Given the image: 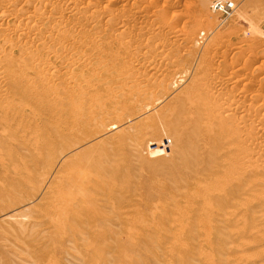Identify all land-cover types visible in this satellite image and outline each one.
<instances>
[{
    "label": "bare ground",
    "instance_id": "bare-ground-1",
    "mask_svg": "<svg viewBox=\"0 0 264 264\" xmlns=\"http://www.w3.org/2000/svg\"><path fill=\"white\" fill-rule=\"evenodd\" d=\"M130 1L0 0V174L11 182L9 187L14 193L22 192L29 202L36 200L37 203H31L30 206L39 210L36 219L27 221L24 212L23 219L19 218L23 223L26 221L25 224L17 221L18 225L14 219L9 220L18 225V234L22 233L19 234L23 240L20 242L21 245H14V247L20 246L18 247L22 257L20 259L27 264H57L52 263L51 252L58 251L64 241L71 243L72 246L81 245L82 257L89 248L98 249L96 241L90 239H93V235L102 234L103 231H99L100 226L91 224L93 222L91 219L96 215L89 209L95 207L100 211L103 209L107 211L112 208L113 211L109 199L100 195L103 196L106 188L114 185L109 179L102 180L104 184L102 185L97 169L63 168L61 164L72 158L71 147L56 156L47 157L49 164L41 174L31 172L26 168L27 163L24 159L7 151L19 148L29 152L32 160H40L41 151L51 150L58 144L60 138L76 136L81 130L86 132L87 129L90 132L92 125L96 127L95 132L92 130L93 134L89 133L85 141L89 145L97 146L119 132L117 126L119 121L107 122L105 118L118 120L123 117L124 114L118 112L120 105H135L143 115H149L161 104L163 97L171 96L173 102L169 104L174 107L161 109L158 111L159 115H154L161 120L158 121L159 123L166 119L162 124L165 126L161 127L160 124L161 130L167 127L170 132L168 137H172L173 134L174 137L175 134L179 137L175 144L173 143L175 145L173 150H176L178 146L176 143L179 141V154L176 151L179 160L188 155L195 164L203 162L204 165L209 166L204 172L179 166V182L186 181L192 184L194 192L189 196L192 199L184 200L185 208L183 207L182 210H176L175 202L174 204L169 202L175 209L172 208L173 212L170 216L172 218L167 219V230L161 225L159 227L157 221L151 224L150 220L139 217L135 219V210H133L135 207L124 208L126 211L122 212L120 220L127 225L124 230L126 239L133 243L137 237L135 233L145 229L147 232L150 231L152 236L150 234L149 238L155 240L156 245L162 244L160 242L162 239L168 240V246H165L164 250L172 256H174L173 249L185 253L188 251V246L181 242L184 237L181 227L186 219L193 218L195 221L197 218L198 220L193 222L197 232V235L194 234L197 236V244L192 242L200 247L199 249L205 245L211 249L210 240L216 231L221 229L227 233L226 248L223 247L229 251V254L226 253L227 256H224V260L219 257L214 260L212 253L207 255L198 251L196 257L200 260L199 263L264 264V74L257 73L260 71L259 67L257 74H239L246 70L240 69L242 65L238 69L232 65L234 68L231 69L230 74H225L227 71L221 74V67L209 68V63L198 64L193 69L184 68L182 62L190 58L191 53L186 52L189 56L184 54L187 56V58L183 56L184 59L180 56V52L177 53L178 49L175 53V57L179 58V68H177L171 50L175 45L181 44L179 39L183 32L180 33L179 29L171 30L174 27L170 24L172 28L169 29L167 26L168 30L165 32L166 28L163 24L166 18L163 13L159 16V18L164 17L161 18L162 21L165 20L162 24L158 21L160 19L154 17L153 20L156 19L158 23L152 22V25L148 23L146 31H143L145 29L143 26L140 30H128L126 28L128 24L141 26L144 22L141 15L148 13L143 7L145 5L149 10L148 4L151 2L144 1L142 7L143 1L138 0L141 5L137 1L132 4L135 0L129 4ZM198 1L195 0L199 4L197 6L205 12L210 5L209 0ZM166 2L163 4H167ZM169 3L173 4V2ZM117 5L118 7H115ZM232 8L234 9L233 5ZM150 14L154 16L153 12ZM175 14L174 12L173 15ZM193 14L188 15V20L191 16L195 19L196 16L193 17ZM149 18L147 16V21ZM138 27L134 26L137 29ZM193 28L197 30L196 27ZM200 30L202 32V28L197 31ZM165 34L169 36L168 39L165 36L163 41L154 43V40H159L161 36L163 38ZM197 40L194 44L189 40L187 42L196 46L201 43ZM183 41L185 43V40ZM149 42L155 44L153 49H148ZM207 47L204 52L207 50L209 52V46ZM190 49L193 50V47ZM221 52L225 53V51ZM50 55L62 62L63 66H60L63 69L60 71L55 69L49 58ZM203 57L205 55H202V61ZM233 64L237 67L238 63ZM153 86L159 89L158 92L153 93ZM165 86L169 87V91L164 94ZM225 86L228 87L224 89ZM160 93L162 96L158 97ZM166 131L165 129L163 132ZM101 136L104 137L100 138ZM169 141L167 143L171 144ZM162 142L164 140L160 143ZM136 144L135 141L134 145ZM164 144L160 146L161 151H163L162 147L165 148ZM177 194L180 195V192ZM37 197L39 198L36 199ZM162 210L163 207L157 209V212H161V217L169 212L165 208ZM106 213L108 214L109 211ZM193 213H196L195 219ZM84 214L87 218L86 216L83 218ZM110 214L108 216L111 217ZM115 219L117 222L119 218ZM52 240L58 250L53 248L45 253L47 242ZM103 243L104 240L101 245ZM31 250L35 253H30ZM215 252L213 251L214 255ZM36 253L45 254L34 256ZM223 253L226 255L225 252ZM112 254L110 256H115ZM110 256L108 255L107 258ZM216 256L219 255L216 253ZM127 261V264H131V261ZM98 262L105 264L103 260ZM168 264L174 262L170 261Z\"/></svg>",
    "mask_w": 264,
    "mask_h": 264
},
{
    "label": "rangeland",
    "instance_id": "rangeland-1",
    "mask_svg": "<svg viewBox=\"0 0 264 264\" xmlns=\"http://www.w3.org/2000/svg\"><path fill=\"white\" fill-rule=\"evenodd\" d=\"M136 1H137V3L139 1H143L142 5L139 2V4L142 7L145 4L144 1H146V3H149L151 1L148 4L149 10H148L147 6L144 5V7H143L144 10H146L148 12L146 14H147L148 18L150 17L149 18L150 20L148 19V21H147L146 14H142L141 16H142V18H144L143 21L145 22V25H143L144 22L139 27L136 25H132V24L129 25L128 24V26L126 27V28H128V30L135 29L134 31H136V30L143 29V27H145V29H143V31H146L148 29L147 28L148 23H150L149 25H152V22L158 23V21H159L160 24H162V23H164L165 20H166V22L169 20L168 21L169 23L167 22V24H166V22H165V24H163L164 27L166 28L165 32H167V30H168L167 26H169V24H170V26L174 27L173 29H171L172 27L170 28V26H169V29L177 30V31L179 29L180 33L183 32V34L181 33L183 38H182V36H180V37L183 40H185V43L183 40L181 41V38H180L179 42H181V44L179 43V45H175V48H172V50H171V54L173 53L172 56L175 58V61H174V59H173V61H174V64L177 68H179V58L175 57V55H176L175 53L178 51L177 53L179 54V52H180V56H182V57L184 56V54L189 56V54H187V53H191L190 58L189 57L187 58L186 55L184 56L185 58H187L185 61L182 62V63H184L183 64L184 68H192L193 69L198 64L202 63V65H204L205 63H207V64L209 63L208 64L209 68L210 67L211 68L219 67V69H220V67H221V69H220L221 74H223V72L225 73L226 71L228 73L226 72L225 74H230L232 72L231 71L232 68L235 67L238 69L242 65V67L240 69H242V70L246 69V70H244L242 73H239V74H255L258 67H259L260 71L259 72L257 71V73L260 74V72H261V74H264V62H263L264 61V58H263L264 57V0H229V2H231V4L233 5L234 9L228 15H222V14L214 12L212 10L213 3L217 2V1H221V0H209L210 5L207 7V10L205 12L202 11L198 7L199 6L198 0H196L198 2H195V0H184V1L183 0H178V1L177 0H166L167 2L165 0H154L155 2H153L152 0H139V1L135 0V1H133V3L131 0L129 2V4H131V3L134 4V3H136ZM174 1H175V3H174ZM163 2L167 3V4L164 3L166 6L163 4ZM169 2H173V4H171ZM180 2H181V4H179ZM175 4L177 5V7H174V6H176ZM168 5H170L169 8H167ZM193 6H196V7H193ZM115 7H118V5ZM173 7L175 9H173ZM189 7H192V8H189ZM114 9H117V8H114ZM190 9L191 10L193 9L194 12L191 11ZM152 12H153L154 16H152V14H150ZM174 12L176 13L175 15H179V16L175 17V15H173ZM144 13H145V11H144ZM161 13H163L165 15L166 19L165 20L163 19L164 21L161 20V18H164V17L159 18V16H161ZM193 13L197 14V15H194ZM189 14H191V15L193 14V17L196 16L195 19L192 18V16L190 15L191 17L188 20ZM180 16H182L183 18L181 17V19H180ZM255 16H256V20H255ZM154 17L157 18V20L158 19H160V20H158V21L156 19L153 20ZM184 17L186 18V20ZM167 18H168V20H167ZM177 20L178 21L181 20V22H178ZM172 21H175V22H172ZM195 22H197V23H195ZM153 24H155V23H153ZM198 24L200 27H198ZM163 25H161V27H163ZM176 25L178 26V28ZM134 26L138 27V29L134 28ZM193 27H196L197 30H199V28H202V32H201V30H200V32H198L197 30L195 31V29ZM190 29H191V31H190ZM206 30H208V31H206ZM187 31L190 33H188ZM192 31H194V32H192ZM184 33H186V34H184ZM190 34H193V36L192 35L191 36L195 39H193L190 36ZM184 35H186V36H184ZM195 35H197V36L199 35V36L197 37ZM215 35H216V37H215ZM150 36H152V35L150 34ZM165 36H167V35L166 34L163 35V38H161L162 36L159 37L160 38V39L158 38L159 40H154V43L158 44L159 41L160 42L163 41L165 39L164 38ZM168 37L169 36H167V39H168ZM188 40H189V42H191L193 44L197 43L196 40L198 41V43L199 42H201V43L197 44L196 46H192L193 44L187 42ZM249 41L251 43L254 42V44H251ZM186 42H187V45H186ZM225 42H226V44H225ZM154 43H152V44H154ZM238 43H239V45H238ZM152 44H150V42H149L148 49L149 48L153 49L155 47V44L154 45H152ZM190 45L193 47V50L190 49V48H192ZM205 45L209 46V49H210L209 52H208V50L206 52H204L205 49L208 48ZM253 48H255V49L253 50ZM176 49H178V50L176 51ZM180 49H182V50L180 51ZM189 49L191 52H189ZM212 49L214 51H212ZM215 50L218 52H216ZM227 50H228V52H226ZM6 51H8L7 48H6ZM221 51H225V53L221 52ZM202 52H203V54H202ZM210 52H211V54H210ZM212 52H214V53H212ZM216 53H218L220 55L218 56ZM251 53H253V54H251ZM178 54H177V57L179 56ZM198 54L201 57H202V55H205V57H203V61H202V58ZM223 54L225 55V57ZM258 54H261V55L258 56ZM241 55H242V57H239ZM252 56L254 58H257V59H254ZM206 57H208V58H206ZM261 57H262V59H261ZM49 58L51 59L52 65L55 67V69L57 71H60L61 69H63V67H61V66H63L61 61L56 60L55 58H53L52 55H50ZM197 59H199V60H197ZM211 59H213V60L211 61ZM221 59H223V61ZM239 60H240V62H238ZM176 61L178 64H176ZM236 62L238 64L240 63L239 65L236 64L237 67L233 64ZM224 63H225V65H224ZM192 64H194V65H192ZM207 64H205V65H207ZM215 64L218 66H216ZM227 65L229 67H226V68L227 69L230 68V69H228L230 71H228L225 68V66H227ZM165 87L166 88L163 89V90H166V91H164V94L167 91H169V87H167V86H165ZM227 87L228 86H225L224 89H226ZM152 90H153V93L154 92L156 93V92H158L159 89H157L155 86H153ZM157 96L161 97L162 94L160 93ZM163 98H162L163 103L161 102V104H160L161 106L159 105L158 106L159 108L156 107L153 110V113H151L149 115L144 114L145 116L143 115L142 112H140L138 110V107L136 108L135 105H131V106H128L127 104L120 105L118 107V112L124 114L123 117H121L118 120L112 119L111 117H106V118L104 117L105 120H107V122L108 121H119V122H117L119 132L116 133L115 135L111 136L110 138L106 137L107 139L104 140L103 143H101L97 146L89 145L85 141V139L88 137L89 133L93 134V132H95L96 127L92 125L90 127V129H92L93 132H91L92 130L89 132V130L86 129V132L81 130L78 133V135H76V136L60 138L58 140V144L56 146H54L51 150L41 151L42 159H40V160H32L29 152H27L26 150H20L19 148H13V150L7 151L9 154H12L14 156H18V157L24 159L27 163L26 168L29 169L31 172H34L36 174H41L43 171H45V169L47 168V166L49 164V160L47 157L56 156V155L60 154V152L71 147L72 148V153H71L72 158L68 162L61 164L63 168H89L91 170L97 169L100 173L102 185H104L102 180H107V179H109V182L114 185L113 187H109L112 190V192L107 187L109 189V192H107L108 189L106 188V190L104 191V193L105 192L106 193L103 196L100 195V197H107L109 199V204L112 205L113 211H112V208H111V210L108 209L107 211H105V209H103L104 211L103 210L100 211V210L96 209L95 207H91V209H89L91 213L95 214L96 216L98 215L99 216L98 218L101 219V220H98V218L96 216L93 217L94 219L92 218L93 220L91 219V221H93L91 224H93L94 226L98 225L97 227L100 226L99 231L102 230L104 233V234L102 233V234L96 235V236L93 235L92 236L93 239H90V240L96 241V244L98 245L99 248L98 249H95V247L89 248L88 252L82 257V254H80L81 250H82L81 245H77V246L73 245L72 246L71 243L64 241V242H62V247H59V250H58L56 244L54 243V240H52L50 242H47L48 246L45 250V253H47L48 250H52L53 248H56L58 250L55 253L51 252V258L53 261L52 263L78 264L77 262H80L79 264H98L99 260H103V261H105V264H110L111 262L113 264H127V262H128L127 260H129V261H131V264H168L170 261H173L174 264H202V263H199L200 260H197V257H196L198 251H200L201 253L204 252L207 255H210L212 253V259H214V260H216V257H219L220 259L224 260V256H227V254H229V251H227L225 249L226 248L225 237H226L227 233L221 229H218L216 231L215 235L211 238V240H210L211 249L207 245L201 247V249H199L200 247H197V245H196L197 244L196 243L197 232H195V223H193V222L198 220L196 218V213H193V217H194V219L196 218L197 220L195 219V221H194L193 218L192 219L191 218L186 219V221L184 222V224L181 227V231L183 230V235H184L181 242L188 246V251H185V253H183V252L180 253L179 249H173L174 251L172 254L174 256H172L170 253H168L167 251L164 250L165 246L166 247L168 246L167 243H169V241L166 239H162L160 241V242H162V244L156 245L157 243H155V240H152L149 238L150 234H151L150 231L147 232V230H145V229H140L139 233L138 232L135 233V235L137 237H135L133 243L129 242L126 239L127 236L125 235L124 230H125V228H127V225L125 223H122L120 220L121 214H122V212L126 211L125 210L126 208H130V207L134 208L135 207L133 209V210H135V215H134L135 219H138V217H139V218H142L144 220H150L151 224H153V222L157 221L159 227L161 225L163 227V229L164 228L168 229V226L166 224L168 222L167 219L170 216H172L171 212H173L172 208H174L172 206V203L175 202L176 210H178V209L182 210L183 207L185 208L184 200L186 201V200L192 199V197H189V196L193 195V192H194L193 191L194 186L192 184L190 185L186 181H183L181 183L179 182V175H180L179 169L182 168V165H183L184 168L186 167V168L191 169V170L204 172L209 166V165H207V166L204 165L203 162H201L200 164H195L194 162H192L191 157L188 155L186 157L182 158L183 159V160L181 159L182 161L179 160V155H178L179 154V151H178L179 150V144H178L179 141H177L178 143H176L178 145V146H176L177 147L176 150H173V148L175 146V145H173V143L175 144L176 140L179 139V137H177L176 134H175L176 137H174L173 133H171V134H173L172 137L171 136L168 137L170 132L167 129V127L166 128L164 127L168 131V132L166 131L165 133L163 132V131H165V129L163 128V130H161V128H160V124L161 125L164 124L166 119L165 120L163 119L164 122L162 121L161 123H159L161 120L157 119L158 117H155L158 114V111H160L161 109L166 110L168 108L174 107V105L169 104V103L173 102L171 96H167V97L165 96ZM164 101H165V103H164ZM129 105H130V103H129ZM166 105H168V106H166ZM136 121H137V123H136ZM139 122H140V125H138ZM144 122H145V124H143ZM146 122H147V124H146ZM154 124H157V125H154ZM137 126H138V128H137ZM158 126H159V128H157ZM163 126H165V125H162L161 127H163ZM139 127H141L140 128L141 130H139ZM144 127H146L145 128L146 130H144ZM153 128H154V131H153ZM134 131H136V132H134ZM144 131H145V133H144ZM146 131H147V134H146ZM160 131H162L164 134L163 133L160 134L161 133ZM154 132H155V134H160V135H155V134H153ZM156 132H158V133H156ZM129 133H131V134H129ZM137 133H139V134H137ZM177 133L179 136V131ZM144 134H146V135H144ZM103 137L104 136H101L100 138H103ZM138 137H139V139H141L140 141H139ZM170 137H171V140H170L171 144L167 143V141H169ZM142 138H144L145 142H144V140H142ZM136 139H138V140H136ZM150 140H151V142H150ZM162 140H164V142H162V143L163 144L166 143L170 148L169 147L167 148L164 144L163 146H165V148L163 149V147H162L163 151H161L160 146H162L161 145L162 143H160V142ZM165 140H167V141H165ZM135 141L137 142L136 145H134ZM153 141H155V142H153ZM139 142H140V145H139ZM132 143H133V147H131ZM152 143H154V144L152 145ZM159 143H160V145H159ZM130 144H131V146H130ZM170 149L173 151H171ZM176 151L178 152V154ZM179 166H181V167L179 168ZM181 173H182V170H181ZM10 183L11 182H8V178H3L0 174V186H1L0 187V264H27L22 259H20V257H21V255L19 253L20 249L18 248L20 246L14 247V245H21L20 242L23 241L22 238L19 236V234L22 235V233L19 232V234H18V232H17V230L19 229L18 225L20 222H22L23 215L25 213L26 214L24 215V218H26V221H27L28 219L30 220L32 218L36 219V217L39 216L38 215L39 210L36 209L35 207L33 208V206H30L33 203L34 204L37 203L36 200L29 202V201H27L26 198H24L25 195L22 192L21 193H14L13 190L10 189V187H9ZM185 186L186 187L188 186V188H186ZM181 187L184 190H182ZM8 189H10L11 191ZM182 191H184L185 194L182 193ZM175 192L176 193L180 192V195L183 199L181 197L178 198L177 196H180V195L179 194L176 195ZM173 194H175L176 196H174ZM19 196L21 198H19ZM38 198L39 197H37L36 199H38ZM180 198H181V200H180ZM172 199L175 201H173ZM126 200H128V202ZM169 202H172V203H169ZM159 207H163V210L165 208L169 211L166 213L165 216H163L165 219L163 217H161V215H160L161 212H157V209H159ZM108 211H109L108 214L111 213L110 214V215H112L111 217L108 216V214L106 213ZM19 213H21V214L19 215ZM168 213L169 214L171 213V215H169ZM27 215L31 216V217L27 218L28 217ZM141 215H143V216H141ZM84 216H86V214L83 215V218H85ZM19 217H22V219ZM116 217L119 218L117 222H116L117 219H115ZM86 218H87V216H86ZM96 218H97V220H96ZM170 218H172V217H170ZM10 219L11 220L14 219L15 223L18 221L19 222V223L17 222L18 225L14 224L12 221H9ZM23 221H25V220H23ZM25 222L24 223L22 222V223L25 224ZM15 225H17V226H15ZM101 225H103V226H101ZM130 226L132 227L131 224H130ZM131 227H130V229H131ZM103 228H105V229L103 230ZM136 228H138V227H136ZM8 229H10V230H8ZM94 230H92V231L94 232ZM219 230H221V231H219ZM107 231H109V233ZM110 231H112L113 233H111ZM222 232H225V233H222ZM106 234H108V236ZM194 234H196V235H194ZM14 236H15V238H14ZM151 236H152V234H151ZM215 236H216V238H215ZM107 237H108V239H107ZM222 237H224V238H222ZM77 239L80 240L79 237H77ZM103 240H104V243H103V245H101ZM108 241H110V243L113 244L114 247L110 243H108ZM192 241L196 244H194ZM66 244L67 245L69 244V246H67ZM223 246H225V248ZM114 249H116V251ZM113 250L115 251L116 254L113 253ZM216 250H217V252H215ZM221 250L223 252H225V254L226 253L227 254L224 255V253ZM162 251H163V253H162ZM213 251L215 252V255L213 254ZM187 252H189V253H187ZM251 252H253V251H251ZM30 253H35V252H34V250H31ZM45 253H36V254H34V256H40V255L45 254ZM216 253L219 256H216ZM111 254L115 255V256H110ZM165 254H166V256H165ZM108 255L110 256L109 258H107ZM188 255L189 256L191 255V256L189 257ZM166 260H167V262H166ZM217 264H221V262L220 263L217 262Z\"/></svg>",
    "mask_w": 264,
    "mask_h": 264
},
{
    "label": "built area",
    "instance_id": "built-area-1",
    "mask_svg": "<svg viewBox=\"0 0 264 264\" xmlns=\"http://www.w3.org/2000/svg\"><path fill=\"white\" fill-rule=\"evenodd\" d=\"M212 10L222 15H228L233 8L229 0H221L213 3Z\"/></svg>",
    "mask_w": 264,
    "mask_h": 264
}]
</instances>
